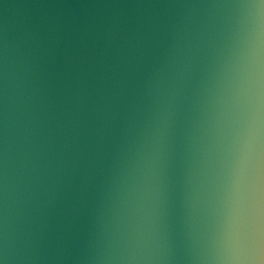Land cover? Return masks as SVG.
Instances as JSON below:
<instances>
[{"label":"clouds","instance_id":"1","mask_svg":"<svg viewBox=\"0 0 264 264\" xmlns=\"http://www.w3.org/2000/svg\"><path fill=\"white\" fill-rule=\"evenodd\" d=\"M136 7L0 42V264H264V0Z\"/></svg>","mask_w":264,"mask_h":264},{"label":"water","instance_id":"2","mask_svg":"<svg viewBox=\"0 0 264 264\" xmlns=\"http://www.w3.org/2000/svg\"><path fill=\"white\" fill-rule=\"evenodd\" d=\"M167 0H0V42L9 35L51 26L69 38L92 37L113 24L131 21ZM91 45V40L87 41Z\"/></svg>","mask_w":264,"mask_h":264}]
</instances>
